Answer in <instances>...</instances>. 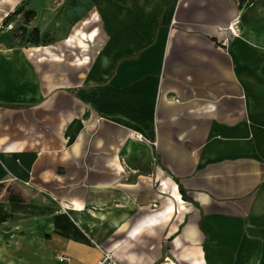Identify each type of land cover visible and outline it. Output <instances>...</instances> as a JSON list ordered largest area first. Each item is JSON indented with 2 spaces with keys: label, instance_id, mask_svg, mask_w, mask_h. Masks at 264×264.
<instances>
[{
  "label": "crops",
  "instance_id": "obj_1",
  "mask_svg": "<svg viewBox=\"0 0 264 264\" xmlns=\"http://www.w3.org/2000/svg\"><path fill=\"white\" fill-rule=\"evenodd\" d=\"M98 14L88 53L51 52L44 79L42 58L0 57V185L63 209L0 224V264H264V0Z\"/></svg>",
  "mask_w": 264,
  "mask_h": 264
},
{
  "label": "rangeland",
  "instance_id": "obj_2",
  "mask_svg": "<svg viewBox=\"0 0 264 264\" xmlns=\"http://www.w3.org/2000/svg\"><path fill=\"white\" fill-rule=\"evenodd\" d=\"M100 1L17 0L14 10L21 7L23 10L34 12V16L28 24L24 23L22 14L11 16L10 20L3 25L2 20H0V57H3L5 49L17 47L24 52L28 63L38 64L42 58L45 63L36 65L42 79L50 73V65L49 63L46 64L44 57H49L51 52L61 55L62 60L67 59L64 56L67 54L76 61L82 59L88 53L90 45L86 39L79 38L80 33L88 35L95 31V34H98L99 25L96 24L97 21L86 19L99 15ZM8 5V3L0 0V17L5 11H9ZM57 21L59 22L58 25L56 24ZM52 22H55L54 30H51ZM33 28H37L39 31L37 44L34 43ZM40 47L46 48L42 54ZM31 187V185H25L20 179L11 181L9 185H0V207L7 213L13 212L12 218L8 219L7 223L17 224L20 220L33 215L63 212L60 204H58L60 202L46 200L49 199L48 195ZM11 196L15 198L13 205L10 202ZM19 201L22 202V205L17 203Z\"/></svg>",
  "mask_w": 264,
  "mask_h": 264
},
{
  "label": "trees",
  "instance_id": "obj_3",
  "mask_svg": "<svg viewBox=\"0 0 264 264\" xmlns=\"http://www.w3.org/2000/svg\"><path fill=\"white\" fill-rule=\"evenodd\" d=\"M19 14H22V16L24 17V23L25 24H28L30 22V20L33 18L34 16V12L32 11H26V10H23L21 7L20 8H17L16 10H14L12 13L8 14L6 17L3 18L2 20V25L3 24H6L11 16L13 15H19ZM32 33L35 37V41L34 43L37 44L38 43V36H39V31L37 28H33L32 30ZM178 185V191L182 197V200L186 201V202H192L185 194V191L183 190V188L181 187V185L177 184ZM14 197H10V202L13 203L15 202L14 201ZM19 205H22V202L19 201L17 202ZM13 213V212H12ZM12 213H7L5 212L1 207H0V224L6 222L8 219H11L12 218Z\"/></svg>",
  "mask_w": 264,
  "mask_h": 264
},
{
  "label": "built area",
  "instance_id": "obj_4",
  "mask_svg": "<svg viewBox=\"0 0 264 264\" xmlns=\"http://www.w3.org/2000/svg\"><path fill=\"white\" fill-rule=\"evenodd\" d=\"M237 21L235 20L234 21V24L236 23ZM227 31H229L231 34H234L237 32V29L234 27L233 24H230L227 28H226ZM129 137L133 140H136L138 142H144L146 141L145 138L143 137L142 134L138 133V132H135V131H130L129 132ZM151 145L152 147H156V142H151ZM155 161V159H154ZM95 248L97 249H100V246H95ZM101 258L99 259V261L96 263V264H118V261L117 259L115 258L113 252L111 250H101ZM58 261L62 262V261H66L67 258L66 257H58L57 258Z\"/></svg>",
  "mask_w": 264,
  "mask_h": 264
},
{
  "label": "bare ground",
  "instance_id": "obj_5",
  "mask_svg": "<svg viewBox=\"0 0 264 264\" xmlns=\"http://www.w3.org/2000/svg\"><path fill=\"white\" fill-rule=\"evenodd\" d=\"M2 2L8 3L12 7H14L17 4V0H2ZM3 15H5L4 17L7 16L6 14H3ZM1 17H0V19H1ZM173 197L181 204V200H180L179 194H178V192L176 190L173 191Z\"/></svg>",
  "mask_w": 264,
  "mask_h": 264
}]
</instances>
